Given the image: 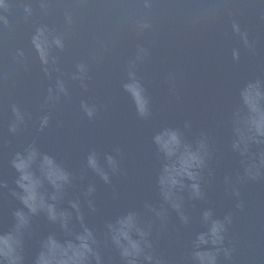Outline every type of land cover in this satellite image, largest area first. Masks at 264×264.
<instances>
[{"label": "water", "instance_id": "95a60500", "mask_svg": "<svg viewBox=\"0 0 264 264\" xmlns=\"http://www.w3.org/2000/svg\"><path fill=\"white\" fill-rule=\"evenodd\" d=\"M249 84L264 89V0H0V232L20 210L23 264L47 237L85 228L102 264H125L109 229L131 214L137 264H199L197 251L264 264V145L232 147ZM173 132L204 163L199 195L184 178L165 200L158 178L178 155L166 159L156 138ZM31 151L64 227L14 195L11 161ZM45 157L68 176L59 191L41 173Z\"/></svg>", "mask_w": 264, "mask_h": 264}, {"label": "clouds", "instance_id": "9594fccd", "mask_svg": "<svg viewBox=\"0 0 264 264\" xmlns=\"http://www.w3.org/2000/svg\"><path fill=\"white\" fill-rule=\"evenodd\" d=\"M241 112L234 122V135L232 147L244 155L248 152L250 144L264 145V89L259 84H249L240 94ZM91 116V111L88 112ZM46 123V121H45ZM156 142L166 159L178 155V159L162 165L158 178L161 194L165 200L173 195V190L184 187V178L193 181L189 187L192 192L199 195L197 170L203 166L204 160L201 151L192 150L189 146H181L180 137L176 133H169L165 137H157ZM36 153L28 152L27 155L17 154L11 161L12 167L18 173L16 185L19 193H14L21 203L35 214L38 211H46L50 220L60 219L64 227L65 213H57L54 205L48 204L40 192L41 179L32 172L31 168L36 161ZM109 162L112 163L111 158ZM88 164L97 169L94 156H90ZM260 165L264 166V153L261 154ZM256 167L255 164L252 165ZM40 170L45 179L53 185L57 191L68 183V176L62 170L54 167L50 160L45 157L40 165ZM102 178L107 182L108 177L102 172ZM91 191V189H90ZM55 199V196L52 197ZM174 207L178 205L173 204ZM77 208L75 203L72 204ZM207 215V214H206ZM14 224L9 231L0 232V264H23L22 233L28 223V217L20 210L13 213ZM135 228L134 217L128 216L119 219L115 226H110V238L113 245L118 249L125 264H137V260L143 254L141 240H135L131 232ZM137 234L143 237L139 229ZM222 225L213 222L210 228V236L215 244L221 239ZM71 237L63 242L49 236L42 242L41 250L35 256L33 264H102L101 255L95 247V239L88 229L79 233H68ZM200 243H205L204 236L198 237ZM195 259L199 264H214L215 257L208 252H195ZM145 260H151L150 256H144Z\"/></svg>", "mask_w": 264, "mask_h": 264}]
</instances>
